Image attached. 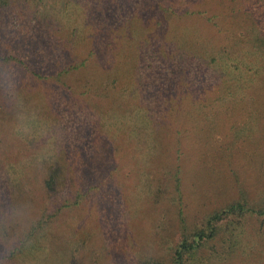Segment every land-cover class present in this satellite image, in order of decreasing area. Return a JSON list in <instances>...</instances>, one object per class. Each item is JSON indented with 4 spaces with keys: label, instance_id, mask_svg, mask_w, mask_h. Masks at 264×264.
I'll return each mask as SVG.
<instances>
[{
    "label": "rangeland",
    "instance_id": "1",
    "mask_svg": "<svg viewBox=\"0 0 264 264\" xmlns=\"http://www.w3.org/2000/svg\"><path fill=\"white\" fill-rule=\"evenodd\" d=\"M263 9L258 0H10L0 57L21 63L0 59L2 264H169L182 231L212 209L242 195L264 204V49L253 44ZM199 61L211 77L194 80ZM213 62L223 65L204 69ZM137 109L153 122L150 137L130 121ZM49 165L66 168L70 207L58 212ZM46 207L55 215L34 252L11 253ZM235 232L186 264H264V216L246 214Z\"/></svg>",
    "mask_w": 264,
    "mask_h": 264
},
{
    "label": "trees",
    "instance_id": "2",
    "mask_svg": "<svg viewBox=\"0 0 264 264\" xmlns=\"http://www.w3.org/2000/svg\"><path fill=\"white\" fill-rule=\"evenodd\" d=\"M242 3V2H241ZM258 3L263 5L264 8V0H258ZM242 5V4H241ZM10 6V0H0V16L3 14V12H7L8 8ZM243 5L240 7L242 8ZM264 10V9H263ZM260 26L258 25L256 28L257 33L254 35V45L261 46L262 49H264V18H262V15H260ZM37 26H41L40 22L36 23ZM251 33V32H250ZM6 53L3 55V57H0V59L3 62H9L11 59H14L17 61V63H21V60L9 56ZM222 63H214L210 66H206L204 69L207 71L215 72L217 68L220 69V66H222ZM86 66V60H82L76 64H70L61 70L57 71L56 75L52 74V76L56 77L59 80H63V77L65 75L69 74L72 70L80 69L81 67ZM201 62H195V66L192 69V74L194 80L196 77L201 78L202 74L204 76L206 75L207 78L211 77L207 74L204 70L201 68ZM197 68L195 71L197 72L198 76L195 75L194 69ZM205 76V77H206ZM200 80L198 83L201 84ZM225 82V80L223 81ZM227 82V81H226ZM197 83V84H198ZM138 110V112H137ZM136 111H132V116L130 117V121H132L133 125L135 126L136 122H139L140 126H143L142 129H147V135L149 137L151 136L150 133L154 130L153 122L149 121L147 117L145 116H139V109ZM145 115V114H143ZM129 117V116H127ZM140 128V127H139ZM141 131H135L134 133H137ZM169 172L172 177V189L173 193L177 199V207H178V218L181 223V227L185 225V214H184V198H183V192H182V177H181V167L177 165L173 170ZM48 173L49 176L46 179V185L49 190H53L57 184L60 183L61 192L63 195V198H58V202L60 205L56 208V212L60 211L62 208L70 207L69 200L70 195L68 194V187H66L65 179H66V168L65 165H58L53 166L49 165L48 167ZM67 194V195H66ZM243 196V195H242ZM233 199L226 204H224L221 207L214 208L210 212L206 213L204 215V218L202 219L201 223L197 226H195L191 230H184L181 233V240L176 245L175 249L173 250L170 258H169V264H186L188 261L194 262L198 258V252L203 249L207 244L215 241H226L229 236H236V226L239 224V222L244 218L246 214H254L257 216H264V204L256 205L252 202L248 201L246 198L243 197ZM63 201V202H62ZM62 202V203H61ZM56 207V206H53ZM53 208H43L40 211V216L37 217L31 224V226L28 228V230L25 233V237L20 240V243L15 247L14 250H12L11 253L15 254L17 252L25 251L27 254H32L34 250L37 248L38 243L36 241L35 236L42 232L48 225L50 216L55 215L52 211ZM185 228V227H183ZM34 239V240H32ZM17 251V252H16ZM34 257V256H30ZM3 262L0 259V264Z\"/></svg>",
    "mask_w": 264,
    "mask_h": 264
}]
</instances>
